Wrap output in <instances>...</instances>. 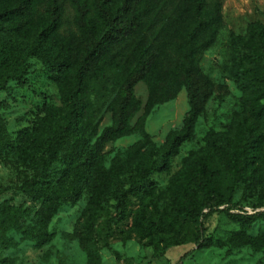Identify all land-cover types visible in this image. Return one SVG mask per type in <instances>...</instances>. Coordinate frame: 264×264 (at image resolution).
I'll list each match as a JSON object with an SVG mask.
<instances>
[{
    "label": "trees",
    "instance_id": "obj_1",
    "mask_svg": "<svg viewBox=\"0 0 264 264\" xmlns=\"http://www.w3.org/2000/svg\"><path fill=\"white\" fill-rule=\"evenodd\" d=\"M222 26L219 0H0V90L9 83L26 87L28 61L34 60L58 93V104H43L41 116L18 132L16 145L0 116V155L16 147L38 156L37 174L17 188L29 200L36 224H19L26 209L3 201L1 249L25 241L35 249L49 244L51 219L86 195L93 212H109V230L125 220L132 200L138 202L131 225L140 240L151 242L153 260L185 244L210 246L200 220L220 205L238 229L217 246L264 252V232L245 233L264 218V211H257L264 207V26L251 25L245 36L231 40L234 52H243L231 70L242 104L235 133L209 130L203 137L207 150L181 159L169 179V207L145 202L156 192L149 177L169 170L181 145L193 139L208 101L216 92L226 93L200 67ZM139 83L146 89L144 103L134 93ZM182 90L188 106L182 125L168 131L157 148L145 131L146 120ZM105 114L110 123L100 129ZM134 134L140 139L124 155L106 159V144ZM54 163L59 167L51 170ZM246 182L260 203L250 207L251 214L232 202L237 186ZM212 196L219 201L211 204ZM69 236L79 242L85 264H95V252L81 234Z\"/></svg>",
    "mask_w": 264,
    "mask_h": 264
},
{
    "label": "rangeland",
    "instance_id": "obj_2",
    "mask_svg": "<svg viewBox=\"0 0 264 264\" xmlns=\"http://www.w3.org/2000/svg\"><path fill=\"white\" fill-rule=\"evenodd\" d=\"M219 1L223 26L213 45L204 52L200 67L215 85L223 86L226 93L223 94L224 89L216 92L208 101L204 113L196 122L193 139L181 145L179 154L169 161V170L149 177V181L156 184L154 196L145 201L151 207H169L173 200V192L168 188L170 177L181 168V159L189 152L207 150L203 137L209 130L233 135L237 120L241 118V93L236 88L231 70L234 63L241 60L243 52H234L230 44L233 37L245 36L251 25L264 26V0ZM26 77V87L20 88L15 83H9L5 89L0 90V116L14 145L18 143V132L30 127L36 117L41 116L43 104H58L56 86L38 62L28 61ZM134 93L144 103L145 86L137 84ZM187 110L183 90L173 101L153 109L146 120L145 131L157 148L162 145L168 131L181 127ZM109 123V114H105L100 129ZM139 139L134 134L106 144V159L109 160L116 153L124 155ZM37 159L38 156L29 148L21 152L15 147L0 155V204L8 201L13 206L26 209V216L19 221L24 226L35 225L36 219L29 200L17 188L25 179L37 174ZM58 167L59 164L54 163L50 169ZM247 184L248 182L237 186L232 202H239L251 211V206H260V203L257 191L247 188ZM210 198L211 204L219 201L215 196ZM87 201L88 197L84 195L75 206L65 205L57 212L47 225V231L53 234V239L41 249H35L29 241L21 242L15 249L0 248V264H85L86 256L79 242L69 236L74 231L80 233L86 246L95 252V264H178L186 253L189 255L181 264H264L262 251L251 248L230 251L228 247L217 246V241H225L231 232L238 229L226 216V205L216 207L213 214L200 220L206 230V237L212 241L210 246L198 249L185 244L172 248L166 257L153 260L151 242L148 239L140 240L131 225L132 214L137 209L138 202L132 200L125 220L109 230L106 225L109 212H93ZM197 202L201 207L202 197L199 193ZM257 211H264V207ZM207 212V209L202 210L203 214ZM191 223L196 227L194 220ZM263 232L264 218L245 230L252 237ZM8 234L15 239L19 238L13 231Z\"/></svg>",
    "mask_w": 264,
    "mask_h": 264
},
{
    "label": "built area",
    "instance_id": "obj_3",
    "mask_svg": "<svg viewBox=\"0 0 264 264\" xmlns=\"http://www.w3.org/2000/svg\"><path fill=\"white\" fill-rule=\"evenodd\" d=\"M245 211H247L249 214H251V213H252L250 210H247V209H245Z\"/></svg>",
    "mask_w": 264,
    "mask_h": 264
}]
</instances>
